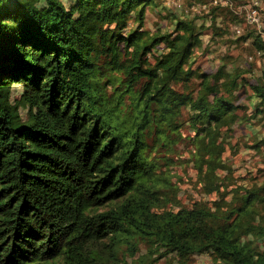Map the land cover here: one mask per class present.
I'll return each mask as SVG.
<instances>
[{
	"label": "trees",
	"instance_id": "obj_1",
	"mask_svg": "<svg viewBox=\"0 0 264 264\" xmlns=\"http://www.w3.org/2000/svg\"><path fill=\"white\" fill-rule=\"evenodd\" d=\"M39 1L0 0V264H110L141 242L180 261L209 253L264 264L244 241L264 237V184L228 189L223 160L241 71L192 66L195 18H177L174 32L141 30L155 0ZM245 38L264 55L261 34ZM13 81L36 106L31 121L5 99ZM251 88L259 113L264 81ZM185 140L198 182L218 200L158 212L173 201L165 171Z\"/></svg>",
	"mask_w": 264,
	"mask_h": 264
},
{
	"label": "rangeland",
	"instance_id": "obj_2",
	"mask_svg": "<svg viewBox=\"0 0 264 264\" xmlns=\"http://www.w3.org/2000/svg\"><path fill=\"white\" fill-rule=\"evenodd\" d=\"M211 0H155L154 4L147 7L143 31L169 33L174 32L177 18H195V23L202 26L201 43L194 49L191 57V64L200 71L213 73L221 62L228 63L227 69L233 70L235 67L241 71L242 77L240 86L236 93L234 103L238 105L237 113L240 119L235 123L232 132L226 140V151L223 153V160L227 166L232 168V176L228 180V189L236 185L252 187L264 184V106H260V112L255 113V105L258 99L255 97L251 86L264 81V55L258 53L252 47V38H245L251 33H259L264 39V0H232L233 7L241 10L236 13L231 8L226 9L221 6L218 15L212 20L210 11H194L192 6L201 3H209ZM69 6L71 0H63ZM40 0L39 4H43ZM212 7V4L210 8ZM257 10L260 15V23L253 24L246 20V11ZM199 9V7H197ZM130 18L129 26H137ZM102 21L97 20V27H101ZM128 28L124 30L127 32ZM160 43L159 46H164ZM153 54V53H152ZM151 60L153 56H150ZM233 65V66H232ZM244 82V83H243ZM133 92V91H132ZM129 95V94H128ZM130 95H133V93ZM11 105V109L22 121H31L32 112L36 110L35 105H31L25 98L23 83L13 81L10 92L5 98ZM182 134L193 135L194 132L188 125L181 129ZM178 152L174 158L176 164L171 165L166 170L163 166L166 177L171 182V196L173 201L164 207H158L157 211L172 208L177 211L180 206L192 207L195 202H206L211 204L218 200L217 193L206 194L202 185L198 182L197 171L193 163L189 160L191 143L185 140L177 146ZM182 162V163H181ZM221 175L227 173L226 170H219ZM231 194L227 198H230ZM110 205L100 208V211L108 209ZM257 216H263L259 220L264 225V205H259L256 211ZM106 240V239H105ZM245 242H250L256 250L264 251V237L260 238L248 235ZM107 242V241H105ZM118 249L115 262L110 264H223L217 261L209 253L195 254L187 260L180 261L174 253L158 251L153 253L150 246L141 242L135 256L129 251ZM140 257L145 259L139 262Z\"/></svg>",
	"mask_w": 264,
	"mask_h": 264
},
{
	"label": "built area",
	"instance_id": "obj_3",
	"mask_svg": "<svg viewBox=\"0 0 264 264\" xmlns=\"http://www.w3.org/2000/svg\"><path fill=\"white\" fill-rule=\"evenodd\" d=\"M212 5H223V6H230L232 9L235 10L236 13H241V10H237L233 7V2L232 0H211L209 3H201L200 5H194L192 6V9L194 11H209L210 6ZM197 7H199V9H197ZM246 20L250 23H260L261 18L260 15L257 13L256 8L251 9V10H247L246 11Z\"/></svg>",
	"mask_w": 264,
	"mask_h": 264
}]
</instances>
